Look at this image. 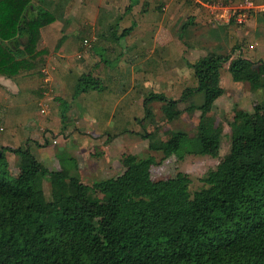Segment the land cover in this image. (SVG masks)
Masks as SVG:
<instances>
[{
	"label": "trees",
	"instance_id": "1",
	"mask_svg": "<svg viewBox=\"0 0 264 264\" xmlns=\"http://www.w3.org/2000/svg\"><path fill=\"white\" fill-rule=\"evenodd\" d=\"M40 2L45 0H0L1 76L44 75L50 49L39 47L41 29L62 18L58 7L64 3L53 11ZM258 18L264 25V14ZM194 22L189 18L180 36ZM67 25L68 19L64 30ZM118 29L111 26L109 37L119 40ZM132 30L124 29L122 37ZM102 60L111 63L105 56ZM226 65L234 82L264 93L263 58L211 51L193 68L196 84L186 86L179 98L150 90L143 101L145 115L138 118L143 129L134 134L150 135L144 123L153 115L152 102L162 103L170 122L181 118L179 104L184 102L188 111L201 112L198 131L191 136L176 128L166 140L151 141L150 149L165 158L219 149L223 127L208 113L224 93ZM73 88L76 99L108 89L91 71L78 74ZM55 98L66 125L72 101ZM236 119L240 130L232 134L229 153L194 192L188 173L155 179L153 158L131 153L127 168L101 197L77 174L51 170L29 143L0 146V264H264V98L252 111L236 107ZM7 150L20 157L16 176H11ZM95 218L101 221L98 226Z\"/></svg>",
	"mask_w": 264,
	"mask_h": 264
},
{
	"label": "rangeland",
	"instance_id": "2",
	"mask_svg": "<svg viewBox=\"0 0 264 264\" xmlns=\"http://www.w3.org/2000/svg\"><path fill=\"white\" fill-rule=\"evenodd\" d=\"M180 1L181 7L174 5L162 15L156 10L141 14L140 25L126 40L128 49L123 53L120 45L109 37L110 27L106 21L99 22L94 14L80 17L79 7L73 6L75 14L71 12L72 8L66 13L69 21L82 23L76 25L70 42L62 41L58 46L62 34L57 23L48 34L47 42L53 54L47 57L44 66L47 75L44 76L46 79L52 77L51 84L44 85L37 75L17 74L11 78L23 76L19 81V93L13 94L10 90L6 94L1 89L5 80L2 81L0 74V146L16 148L29 143L51 170L65 168L68 173L77 174L101 197L127 168V156L131 153L138 158H153L152 176L155 179L183 171L191 178L192 192L204 187L207 173L229 153L232 134L240 130L236 107L252 111L254 104L264 98V93L255 91L247 82H234L226 65L221 74L224 93L208 113L223 127L220 148L208 154H185L183 158L177 155L165 158L162 151L150 149L149 144L158 139L166 140L176 128H183L193 136L198 131L201 112L197 109L188 111V104L183 102L179 104L181 118L170 122L162 111V103L154 101L150 104L153 115L144 123L150 135L144 138L134 134L143 129L138 121L145 115L143 101L150 90L179 98L186 86L196 84L193 68L208 52H231L235 56L242 53L264 59V28L254 16L243 24L234 21L219 26L208 21L205 8L197 0ZM236 1L239 0H234L232 5ZM101 4L104 14L107 13L110 8L105 0ZM121 8L110 12L121 14L124 6ZM189 18L195 22L180 36L181 27ZM85 37L92 39L88 49L82 46ZM38 42L40 47H46L42 41ZM121 43L124 45V40ZM62 46L65 50L59 55ZM99 46L106 49V57L111 63L102 60V52L96 50ZM89 71L101 77L108 89L74 98L75 77ZM41 84L46 89L43 93ZM57 95L72 101L66 125L61 121ZM4 97L9 101L6 102ZM43 107L45 112L41 111ZM112 113L114 117H111ZM6 155L11 176H16L20 171V157L10 150ZM43 186L49 198V182L45 180ZM100 222L99 218L94 219L96 226Z\"/></svg>",
	"mask_w": 264,
	"mask_h": 264
},
{
	"label": "crops",
	"instance_id": "3",
	"mask_svg": "<svg viewBox=\"0 0 264 264\" xmlns=\"http://www.w3.org/2000/svg\"><path fill=\"white\" fill-rule=\"evenodd\" d=\"M61 2L64 3L62 8L57 6V3H61ZM101 2H104V0H45L44 3L40 2L41 5L45 6L46 8H48L50 10H53V11H56V9H54V8L58 7V15L60 16L61 12L63 15L62 18H57L54 22L44 26L41 29L40 41H42V44L45 43V46L49 48V44L47 42L48 37H49L48 34L52 32V26L55 23H57L56 25H59V27H60V32L62 34L61 37L63 35L66 36V39L64 41L70 42V37L74 33V31L76 30V25H79L82 23L79 20L78 21L73 20L71 22V20L69 21V17H67V15H66V13L71 11V8H72L71 12L74 13V11H73V6H74L75 9L76 8L78 9V7H79V12L81 13L80 17H83L84 14L88 15L90 17V15L94 14V18L98 19L99 22H101V20H104L102 22L105 23V21H106V24H108L109 27H111V26L119 27L118 34L121 36L120 39L119 40H114L113 38H111V39L114 41V43L116 42L120 45V51H121V53H123L124 51H127V49H128V47H126V45H125L126 40L128 39L129 36L132 35L134 30H136L137 27L140 25L139 17L141 14H145V13L149 14L148 12H150V11L154 12V10H156V11H160L161 15H162L167 9L172 8L174 5H177L176 7L182 6V2L180 0H105L106 5L110 9L108 10L107 13L104 14V9L102 7L104 5H102ZM122 6H124V11L121 14L116 15L113 13V11L110 12L111 9L112 10L113 9L114 10L115 9H118V10L122 9L121 8ZM101 9H102V12L100 14ZM138 11L140 13H137ZM204 13H205V17L208 19V21L213 22L211 16L209 15V13L206 10ZM253 16H254V19H256L257 23L259 22L263 27L264 26L263 23H261V21H259V18H258L259 14H255ZM67 19H68V23H69L68 25H70V28H67L64 30V27H63L64 22L67 21ZM127 21L129 22L128 25H127ZM124 24H125L124 28L120 29L121 25H124ZM132 26H133V30L130 31V33L127 34L126 36L122 37L121 33H123L124 29L132 27ZM44 30H45V34H44ZM121 40H124V43H123L124 45H121L122 44ZM254 48H255V46H254ZM64 50H65V46H62L58 50V53L57 52L56 53L59 55H62ZM96 50L101 51L102 53H100V54L101 55L104 54L102 56L106 57V49L105 48L99 46L96 48ZM50 53L53 54L52 49H50ZM260 56H262V55H260ZM117 57H120V56H117ZM117 57H116V59H117ZM262 57H264V56H262ZM26 75H30V74H24L23 76H26ZM34 75L39 76L44 85L51 84L52 77H47V79L49 78L47 81V79L44 75L43 76L41 74H34ZM23 76H20L17 79H12V78L1 76L2 81L5 80V82L2 83L1 89H3L4 93H6V94H8V91H10V90H11L10 92L13 94L19 93V90H20L19 81L23 78ZM9 82H11V83H9ZM40 86H41V88L44 89V90L41 89L42 93H43V91L45 92V90H46L45 86H42V84ZM4 100L7 102V101H9V98L4 97ZM112 116L114 117L115 114L113 115V113H112L111 117Z\"/></svg>",
	"mask_w": 264,
	"mask_h": 264
},
{
	"label": "built area",
	"instance_id": "4",
	"mask_svg": "<svg viewBox=\"0 0 264 264\" xmlns=\"http://www.w3.org/2000/svg\"><path fill=\"white\" fill-rule=\"evenodd\" d=\"M196 2L205 8L216 24H230L234 21L238 24H243L249 21L255 14H264V2L253 0H240L234 5L232 3H225L223 0H197ZM82 46L85 49L90 48L92 46V39L85 37ZM42 72L47 75L45 68L42 69ZM45 110V107L41 109L42 112H45Z\"/></svg>",
	"mask_w": 264,
	"mask_h": 264
}]
</instances>
